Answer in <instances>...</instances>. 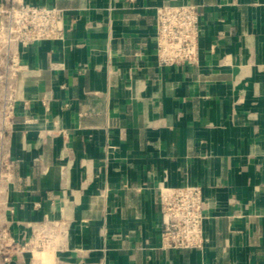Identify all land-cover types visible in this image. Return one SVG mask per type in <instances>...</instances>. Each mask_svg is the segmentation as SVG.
<instances>
[{"label":"crops","instance_id":"obj_1","mask_svg":"<svg viewBox=\"0 0 264 264\" xmlns=\"http://www.w3.org/2000/svg\"><path fill=\"white\" fill-rule=\"evenodd\" d=\"M1 1V0H0ZM63 40L21 48L12 264H264V0H26ZM197 4L196 64L160 66L155 9ZM199 184L202 248L164 249L160 186Z\"/></svg>","mask_w":264,"mask_h":264},{"label":"built area","instance_id":"obj_2","mask_svg":"<svg viewBox=\"0 0 264 264\" xmlns=\"http://www.w3.org/2000/svg\"><path fill=\"white\" fill-rule=\"evenodd\" d=\"M155 23L160 66L198 63L203 28L197 4L158 5ZM66 32L64 8L26 0L0 1V264H12L23 251L45 248L50 237L41 232L57 225L45 219L31 239L23 242L12 236L5 214L15 172L8 131L14 124L18 82L29 70L21 59V48L42 40H63ZM160 202L162 248H202L207 241L202 186L162 184Z\"/></svg>","mask_w":264,"mask_h":264}]
</instances>
